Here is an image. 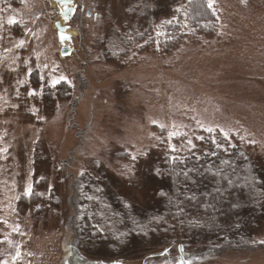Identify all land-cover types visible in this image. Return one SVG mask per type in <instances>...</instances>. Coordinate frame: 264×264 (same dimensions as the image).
Here are the masks:
<instances>
[{"label":"rangeland","instance_id":"obj_1","mask_svg":"<svg viewBox=\"0 0 264 264\" xmlns=\"http://www.w3.org/2000/svg\"><path fill=\"white\" fill-rule=\"evenodd\" d=\"M208 2L218 20L211 37L111 60L108 36L132 33L126 0H73L67 22L53 0H0V264H67L75 179L105 175L109 190L150 200L165 184L153 177L162 158L201 154L208 134L236 143L264 183V0ZM171 4L156 5V25L173 17ZM56 22L74 32L69 56L60 55ZM34 192L45 197L40 214L38 202L20 205ZM252 241L264 244V220ZM179 243L85 256L96 264H264V248L200 257Z\"/></svg>","mask_w":264,"mask_h":264},{"label":"trees","instance_id":"obj_2","mask_svg":"<svg viewBox=\"0 0 264 264\" xmlns=\"http://www.w3.org/2000/svg\"><path fill=\"white\" fill-rule=\"evenodd\" d=\"M126 1L127 14L135 17L131 29L127 27L132 33L113 31L108 36L105 49L111 60H124L130 51L168 53L187 36L209 38L218 28L208 0H187L183 5L167 0L174 4L169 8L173 17L161 25L154 18L156 5L164 0ZM38 79L32 73L33 87ZM46 90L45 97H50L51 90ZM161 167L153 177L165 184L144 202L109 190L105 175H81L72 182L68 226L73 237L67 264H96L85 255L118 257L145 251L155 242L171 245L174 239L180 241L179 250L200 257L264 248L252 241L264 220V183L236 143L208 134L201 154L176 159L167 154ZM44 198L34 192L23 196L20 205L27 210L38 202L34 211L40 214ZM54 202L58 204L55 198Z\"/></svg>","mask_w":264,"mask_h":264},{"label":"water","instance_id":"obj_3","mask_svg":"<svg viewBox=\"0 0 264 264\" xmlns=\"http://www.w3.org/2000/svg\"><path fill=\"white\" fill-rule=\"evenodd\" d=\"M54 3L60 6L59 14L64 20L67 22L71 19L72 15L75 12V6L73 5V0H53ZM55 29L57 30V37L60 44L63 46L60 49V55L62 57L69 56L71 54V50L65 44L70 42L72 35L68 33V27L61 25L60 22H56L54 24Z\"/></svg>","mask_w":264,"mask_h":264},{"label":"bare ground","instance_id":"obj_4","mask_svg":"<svg viewBox=\"0 0 264 264\" xmlns=\"http://www.w3.org/2000/svg\"><path fill=\"white\" fill-rule=\"evenodd\" d=\"M58 7H59V10H60V9H61V8H60V6H58ZM68 33H69V34H71V35H73V34H74V32H73V31H68Z\"/></svg>","mask_w":264,"mask_h":264},{"label":"flooded vegetation","instance_id":"obj_5","mask_svg":"<svg viewBox=\"0 0 264 264\" xmlns=\"http://www.w3.org/2000/svg\"><path fill=\"white\" fill-rule=\"evenodd\" d=\"M75 13H76V7H75V12H74V14L72 15V17H71V19L73 18V16L75 15ZM66 26V25H65ZM68 27V26H67ZM72 39V38H71Z\"/></svg>","mask_w":264,"mask_h":264},{"label":"snow or ice","instance_id":"obj_6","mask_svg":"<svg viewBox=\"0 0 264 264\" xmlns=\"http://www.w3.org/2000/svg\"><path fill=\"white\" fill-rule=\"evenodd\" d=\"M10 23H13L14 21H9ZM133 159H135V157H133Z\"/></svg>","mask_w":264,"mask_h":264}]
</instances>
